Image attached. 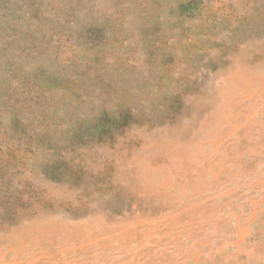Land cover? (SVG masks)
Here are the masks:
<instances>
[{"label":"rangeland","instance_id":"1","mask_svg":"<svg viewBox=\"0 0 264 264\" xmlns=\"http://www.w3.org/2000/svg\"><path fill=\"white\" fill-rule=\"evenodd\" d=\"M0 264H264V0H0Z\"/></svg>","mask_w":264,"mask_h":264}]
</instances>
